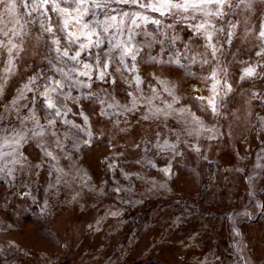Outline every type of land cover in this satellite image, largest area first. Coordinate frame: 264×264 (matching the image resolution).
<instances>
[{
    "label": "rangeland",
    "instance_id": "obj_1",
    "mask_svg": "<svg viewBox=\"0 0 264 264\" xmlns=\"http://www.w3.org/2000/svg\"><path fill=\"white\" fill-rule=\"evenodd\" d=\"M0 264H264V0H0Z\"/></svg>",
    "mask_w": 264,
    "mask_h": 264
},
{
    "label": "bare ground",
    "instance_id": "obj_2",
    "mask_svg": "<svg viewBox=\"0 0 264 264\" xmlns=\"http://www.w3.org/2000/svg\"><path fill=\"white\" fill-rule=\"evenodd\" d=\"M55 10H59L62 13L66 14L63 22L68 27V30L70 32V33H68L69 35H73L75 37H86L85 35H82L79 31L74 30V26L73 25H70V23L76 22L77 19H78L77 17L80 16V14L83 13L81 10L74 9V11H73V9L71 10L70 8H59V7H55ZM72 11L75 14L71 15ZM80 45L84 46L85 43L83 42Z\"/></svg>",
    "mask_w": 264,
    "mask_h": 264
},
{
    "label": "water",
    "instance_id": "obj_3",
    "mask_svg": "<svg viewBox=\"0 0 264 264\" xmlns=\"http://www.w3.org/2000/svg\"><path fill=\"white\" fill-rule=\"evenodd\" d=\"M41 7L43 8L46 4V0H39Z\"/></svg>",
    "mask_w": 264,
    "mask_h": 264
}]
</instances>
